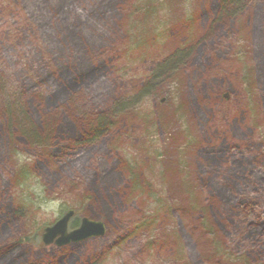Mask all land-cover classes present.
Instances as JSON below:
<instances>
[{"label":"rangeland","instance_id":"374dc122","mask_svg":"<svg viewBox=\"0 0 264 264\" xmlns=\"http://www.w3.org/2000/svg\"><path fill=\"white\" fill-rule=\"evenodd\" d=\"M66 210L104 236L40 246ZM0 250L264 264V0H0Z\"/></svg>","mask_w":264,"mask_h":264},{"label":"water","instance_id":"95a60500","mask_svg":"<svg viewBox=\"0 0 264 264\" xmlns=\"http://www.w3.org/2000/svg\"><path fill=\"white\" fill-rule=\"evenodd\" d=\"M81 213V211L68 210L53 225L42 228L39 245L48 246L54 244L57 247H63L71 243L104 236V224L90 221L86 218L81 219L77 228L69 230V224L73 217L81 215Z\"/></svg>","mask_w":264,"mask_h":264},{"label":"trees","instance_id":"16d2710c","mask_svg":"<svg viewBox=\"0 0 264 264\" xmlns=\"http://www.w3.org/2000/svg\"><path fill=\"white\" fill-rule=\"evenodd\" d=\"M107 12H105V14H106ZM103 120H106V122H107V120H109V116H103V117H99L96 121H97V123H95L92 127H91V129H90V131H88V132H86V134H85V136H84V139H83V143L85 142L86 144H93L94 142H95V140H97V139H99L100 137H101V133L102 132H100V124H102L103 123ZM108 123V122H107ZM109 124V123H108ZM31 125L30 124H24L23 125V121H20V122H18V121H15V122H13V123H10V126H9V129L10 130H18L19 132H20V134L22 135V136H26V137H31V135H33V136H38L39 135V137L41 136L40 135V133H44V131L43 132H38L37 131V127H36V125H35V123H34V126H32V128L30 127ZM97 129V130H96ZM105 133V132H104ZM84 143V144H85ZM130 183L132 184V182L130 181ZM67 211V210H66ZM65 211V212H66ZM82 211V210H81ZM64 212V213H65ZM16 215L17 216H23V211L18 207V209L16 210ZM79 223H80V217L79 216H77V217H75L73 220H72V222H71V227L72 228H76V227H78V225H79ZM30 239L29 238H24L23 240H20V242H28ZM1 251V250H0Z\"/></svg>","mask_w":264,"mask_h":264},{"label":"flooded vegetation","instance_id":"af4514ba","mask_svg":"<svg viewBox=\"0 0 264 264\" xmlns=\"http://www.w3.org/2000/svg\"><path fill=\"white\" fill-rule=\"evenodd\" d=\"M75 217H77V215L74 216L73 219H74ZM73 219H72V220H73ZM72 220H71V222H72ZM71 222H70V224H69V227H70V230H73V229H75V228H72V227H71ZM79 225H80V224H79ZM79 225H78V226H79ZM76 228H77V227H76Z\"/></svg>","mask_w":264,"mask_h":264},{"label":"bare ground","instance_id":"6f19581e","mask_svg":"<svg viewBox=\"0 0 264 264\" xmlns=\"http://www.w3.org/2000/svg\"><path fill=\"white\" fill-rule=\"evenodd\" d=\"M53 225V224H52Z\"/></svg>","mask_w":264,"mask_h":264}]
</instances>
